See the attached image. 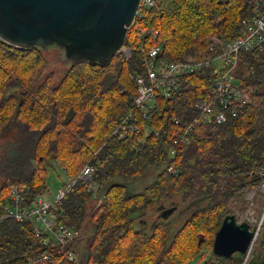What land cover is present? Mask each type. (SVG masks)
Listing matches in <instances>:
<instances>
[{
  "label": "trees",
  "instance_id": "trees-1",
  "mask_svg": "<svg viewBox=\"0 0 264 264\" xmlns=\"http://www.w3.org/2000/svg\"><path fill=\"white\" fill-rule=\"evenodd\" d=\"M249 9L245 0H156L141 9L136 24L160 31L164 47L155 60L161 69L172 61L221 54L225 43L241 34ZM136 24L125 41L131 60L120 51L107 66L84 61L61 74L47 70L42 48H13L0 40V135L13 120L30 135L15 139L28 144L20 154L19 145L12 149L17 161L12 151L7 155L0 203L5 205L12 183L28 184L31 199L47 192L43 170L50 160L76 178L98 151L97 192L78 181L57 212L81 233L72 244L78 259L67 264H188L199 254L206 264H243L212 248L216 231L245 190L260 187L264 179V48L243 53L237 68L252 90L251 102L224 123L198 126L172 158L169 149L179 130L173 116L185 123L196 116L193 106L204 98L208 80L204 72L185 75L172 98H160L145 119L138 114L142 127L157 134L143 130L124 140L113 137L119 122L136 112L131 75L144 74L152 45L150 35L140 38ZM147 177L151 183H139ZM261 231L263 239L247 264H264ZM47 249L29 222H0V264H28Z\"/></svg>",
  "mask_w": 264,
  "mask_h": 264
},
{
  "label": "built area",
  "instance_id": "built-area-1",
  "mask_svg": "<svg viewBox=\"0 0 264 264\" xmlns=\"http://www.w3.org/2000/svg\"><path fill=\"white\" fill-rule=\"evenodd\" d=\"M245 1L250 9L242 19L243 30L237 38L225 43L221 54L209 53L196 60L172 61L158 69L155 58L163 48V43L159 41L160 31L136 24L137 18L143 15L141 9L153 7L156 0H142L133 25L136 24L140 38L150 35L152 45L146 54L144 74L131 75L137 89L134 98L136 112H130L119 122L113 130V137L124 140L142 133L143 130L157 134V131L148 126L142 127L138 122V114H141L142 119L147 118L151 111L158 107L160 98L170 99L174 96L181 85L182 77L188 74L204 72L208 81L203 88L204 98L197 100L193 106L196 116L190 117L186 123L180 115L173 116L172 120L179 130L176 131L169 149L170 157L175 158L179 150L191 142L198 126L224 123L241 113L252 100V90L237 76L240 57L245 52L264 48V0ZM210 49L213 51V46H210ZM121 52L127 61L132 59L133 51L130 45L124 44ZM98 163L100 161L96 151L76 178H68L53 201L46 199L43 194L29 198L31 188L28 184L12 183L9 186L4 210L0 203V222L4 219L19 223L29 222L36 236L40 237L43 245L48 248L28 264H67L78 259L79 254L72 244L79 241L81 233L61 221L57 212L63 198L78 181L83 182L88 190L97 192L99 186L94 182L93 176L97 172ZM168 171L174 172V165H170ZM260 188L264 192V181ZM254 218L251 216L250 222L254 221Z\"/></svg>",
  "mask_w": 264,
  "mask_h": 264
},
{
  "label": "water",
  "instance_id": "water-1",
  "mask_svg": "<svg viewBox=\"0 0 264 264\" xmlns=\"http://www.w3.org/2000/svg\"><path fill=\"white\" fill-rule=\"evenodd\" d=\"M142 0H0V40L13 48L40 47L65 66H107L122 50ZM256 229L228 214L212 252L247 264Z\"/></svg>",
  "mask_w": 264,
  "mask_h": 264
},
{
  "label": "rangeland",
  "instance_id": "rangeland-1",
  "mask_svg": "<svg viewBox=\"0 0 264 264\" xmlns=\"http://www.w3.org/2000/svg\"><path fill=\"white\" fill-rule=\"evenodd\" d=\"M56 49L51 53L48 58L49 66L47 67L48 71H54L56 74H61L62 71L66 68L63 66L60 61H58L57 57H55ZM221 61H218V65H220ZM57 64V65H56ZM206 76V74H205ZM59 77V75H58ZM30 135L26 127H24L21 123L13 120L8 127L5 129L4 133L0 135V184L4 181L5 173L8 170L10 165V157L9 152H13L12 149L15 146L19 145L17 148V154H20L22 149L26 148L28 144L25 145L16 143L15 139L19 138H29ZM15 142V144L13 143ZM15 157L14 160L17 161V157L15 156V151L13 152ZM19 158V157H18ZM15 161V162H16ZM36 164V163H35ZM156 173V172H155ZM43 174L45 177V181L48 187V191L43 193V196L49 200H55L57 192L64 185V183L68 180V175L66 174L63 167L56 161H49L45 164V170H43ZM152 175L153 174H149ZM154 178V177H153ZM143 179V178H142ZM141 179V180H142ZM152 179L147 177L144 178L139 183H151ZM264 181V179H263ZM259 186L254 188H247L245 190V196L240 203H238L234 209V213L238 221L243 222L247 221L250 223L251 228L258 227L260 224L264 223V192ZM95 202L92 203L94 205ZM158 214V213H157ZM153 215L156 217V215ZM251 216H254L255 220L250 222ZM264 228V224L262 225V229ZM263 239V231L255 237V241L253 243V247L251 253L255 247H258V242ZM201 254L197 255L190 263L188 264H206L204 258H200ZM251 257V254H250ZM249 257V259H250ZM248 259V261H249ZM247 261V263H248Z\"/></svg>",
  "mask_w": 264,
  "mask_h": 264
},
{
  "label": "bare ground",
  "instance_id": "bare-ground-1",
  "mask_svg": "<svg viewBox=\"0 0 264 264\" xmlns=\"http://www.w3.org/2000/svg\"><path fill=\"white\" fill-rule=\"evenodd\" d=\"M227 1H228V0H227ZM222 3H223V2H222ZM159 40H161V39L159 38ZM160 42H162V41H160ZM150 47H151V46H150ZM150 47H149V48H150ZM163 47H164V46H163ZM148 51H149V49H148ZM160 53H161V52H160ZM160 53H159V54H160ZM159 54H158V55H159ZM155 59H156V58H155ZM156 60H157V59H156ZM85 62H87V61H85ZM3 207H4V206H3ZM261 227H262V224H260L258 227H256V228H257V234H256V236L260 233V231H261ZM34 258H35V257H34Z\"/></svg>",
  "mask_w": 264,
  "mask_h": 264
}]
</instances>
